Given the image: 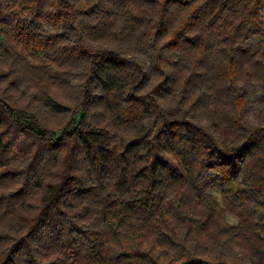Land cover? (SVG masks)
Segmentation results:
<instances>
[{
  "label": "trees",
  "instance_id": "obj_1",
  "mask_svg": "<svg viewBox=\"0 0 264 264\" xmlns=\"http://www.w3.org/2000/svg\"><path fill=\"white\" fill-rule=\"evenodd\" d=\"M0 264H264V0H0Z\"/></svg>",
  "mask_w": 264,
  "mask_h": 264
},
{
  "label": "rangeland",
  "instance_id": "obj_2",
  "mask_svg": "<svg viewBox=\"0 0 264 264\" xmlns=\"http://www.w3.org/2000/svg\"><path fill=\"white\" fill-rule=\"evenodd\" d=\"M214 194H215V196L217 197V199H218L219 201H221V195H220V193H219L218 191H216V192H214ZM227 221H228L231 225H236V224H237V220H236L234 217L230 216V215H227Z\"/></svg>",
  "mask_w": 264,
  "mask_h": 264
}]
</instances>
